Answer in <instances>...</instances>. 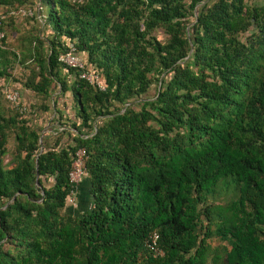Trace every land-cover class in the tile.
Masks as SVG:
<instances>
[{"label": "trees", "instance_id": "obj_1", "mask_svg": "<svg viewBox=\"0 0 264 264\" xmlns=\"http://www.w3.org/2000/svg\"><path fill=\"white\" fill-rule=\"evenodd\" d=\"M41 5L42 24L30 17L38 33L15 52L11 13L37 6L0 0V80L21 92L11 65L29 59L21 88L41 99L21 97L24 116L0 86V264H264V2ZM71 48L104 90L58 62ZM55 86L80 124L55 110L58 129L40 144ZM133 102L139 110L124 109ZM80 149L90 207L74 213L68 176ZM152 233L162 256L146 246Z\"/></svg>", "mask_w": 264, "mask_h": 264}, {"label": "rangeland", "instance_id": "obj_2", "mask_svg": "<svg viewBox=\"0 0 264 264\" xmlns=\"http://www.w3.org/2000/svg\"><path fill=\"white\" fill-rule=\"evenodd\" d=\"M36 1L37 0H33V2H36ZM206 1L209 4L214 2V0H206ZM253 1L256 2L257 4L264 2V0H253ZM197 10L198 9L196 8L195 14L197 13ZM23 20L27 21L26 19H23ZM189 20H190L189 22L192 21V19H189ZM28 24L26 26H24L23 22H21L18 24V26H17V24L15 25V27H16V29H15L16 30V32H15L16 39L15 40L16 41H15L14 45L17 46V48H20V49L26 48L29 44L31 36L36 35L38 33L37 26H35L34 24H30V23H28ZM190 25H191V23L188 24V26H187L188 29H189ZM154 35L158 38V40H160L162 42H164L166 40V36L163 34V32L161 30L155 31ZM42 38H45V36H43ZM14 51L17 52L16 49ZM83 58L86 59L84 56H83ZM32 67H33V65L29 59H27V62L25 64H19L15 60L14 63L11 65L12 78L15 81L20 83V84L17 83V86H19L21 89L20 94H21L22 99H24V101L27 104L29 103L32 105L39 106V104L41 103V99L39 97H36L32 92H29L26 90L24 91L21 88V85L23 84L25 79L29 76L30 68H32ZM61 74H62V77H64V78H66L68 76L65 72H62ZM9 83L12 84L11 82H9ZM158 85L159 84L153 82L148 94L144 98L153 97L156 93V88L158 87ZM58 93H59V88L57 86H55L52 90L51 99H49L47 101V104L49 105V108H50L49 113H41L40 119L37 121V124L41 128L44 127L43 132H47V131L51 132V131H55L56 129H58V123L56 122V120L58 119V115L53 114V112H55V110H59L60 112H62V110H64L67 112L68 117L67 116L66 117L69 120L68 121L64 120V121H62L63 123H67L68 125H70L71 123L76 122L77 124H80V120L76 118V107H75V104L73 102V98H72L71 94L69 92H67L66 94L60 96V95H58ZM53 98H55V99L53 100ZM0 100H1V102H3V105L6 106V103L4 101L3 96L0 98ZM126 107H128L130 109H135V110L140 109V105L138 102H133L131 104L126 105L124 107V109ZM8 146H9V150H11L12 143L10 142ZM10 159H11L10 154L5 156L4 164L8 163V161H10ZM212 244L216 245L217 243L215 242Z\"/></svg>", "mask_w": 264, "mask_h": 264}, {"label": "built area", "instance_id": "obj_3", "mask_svg": "<svg viewBox=\"0 0 264 264\" xmlns=\"http://www.w3.org/2000/svg\"><path fill=\"white\" fill-rule=\"evenodd\" d=\"M72 2H80L81 0H71ZM40 10V8H39ZM11 15L21 18H29L34 16V10L30 8H22L17 12H12ZM3 16L0 11V44L5 38V32L1 28ZM60 64H63L69 68H73L79 72V78L88 82L91 85L96 86L99 90H104L105 85L101 76L95 73L91 69H87L85 65V59L82 55H79L74 52V49L71 48L67 53H62L58 55L57 58ZM3 95L5 100L12 106H14L17 111L26 116L31 112L28 107L24 105L21 101L20 91L15 87H5L3 90ZM22 103V104H21ZM86 152L83 149H80L75 154L74 162L72 164L71 170L69 172V182L71 183V190L67 197V206L76 207L77 204V191L78 185L86 177V170L84 166ZM158 235L157 233H152L148 240L146 241V246L149 248L155 256H162V251L158 248Z\"/></svg>", "mask_w": 264, "mask_h": 264}, {"label": "crops", "instance_id": "obj_4", "mask_svg": "<svg viewBox=\"0 0 264 264\" xmlns=\"http://www.w3.org/2000/svg\"><path fill=\"white\" fill-rule=\"evenodd\" d=\"M35 4H36V6H37V8L35 9V11H34V16H35V18H36V21L38 22V25L40 24H42V18H43V16H42V5H41V0H37L36 2H35ZM261 4V3H260ZM39 8H40V10H39ZM23 19H26L27 21H24ZM21 22H23V25L24 26H26L28 23H30V24H34L35 26H37L38 27V25H36L34 22H33V20H31L30 19V17L28 18H21V17H17L15 20H14V29L13 28H7V30H8V35H7V39H6V50H11V51H14L15 49H17V46H15L14 45V43H15V39H16V36H15V32H16V27H15V25L17 24V26H18V24L19 23H21ZM28 22V23H27ZM29 25V24H28ZM6 82V81H5ZM5 85L6 83H4V81L1 79L0 80V86L1 85ZM8 84V83H7ZM62 113L64 114V115H66L67 117H68V114H67V112L66 111H64V110H62ZM53 114L55 115V113L53 112ZM86 192V190L84 189L83 190V187H82V182L78 185V191H77V204H76V207H69L68 208V210H71V211H73L74 213L75 212H77V211H83L84 209H86L87 207H90V198H89V200H88V202L86 203H84L83 201V197L85 196V194L83 193V192ZM76 208V209H75Z\"/></svg>", "mask_w": 264, "mask_h": 264}, {"label": "water", "instance_id": "obj_5", "mask_svg": "<svg viewBox=\"0 0 264 264\" xmlns=\"http://www.w3.org/2000/svg\"><path fill=\"white\" fill-rule=\"evenodd\" d=\"M44 132L42 133V136L40 137V144L42 143V137H43ZM42 151V148H41ZM36 168H37V164H36ZM36 179H38V173L36 172Z\"/></svg>", "mask_w": 264, "mask_h": 264}]
</instances>
